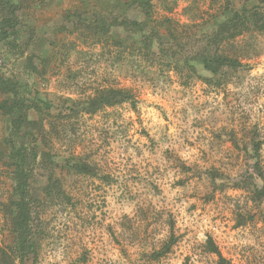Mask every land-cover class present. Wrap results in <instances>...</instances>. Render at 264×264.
Returning <instances> with one entry per match:
<instances>
[{
	"label": "rangeland",
	"instance_id": "obj_1",
	"mask_svg": "<svg viewBox=\"0 0 264 264\" xmlns=\"http://www.w3.org/2000/svg\"><path fill=\"white\" fill-rule=\"evenodd\" d=\"M16 2L20 39L0 47V76L42 108L17 138L37 154L29 181L37 253L23 263L218 264L205 247L211 238L228 264H264V197L255 194L264 187V35L218 52L243 64L219 71V83L197 58L226 0H153L148 49L130 26L146 23L137 7ZM100 89L129 90L135 110L78 113ZM9 120L0 111V264H21L9 249ZM83 165L88 174L77 171ZM171 233L174 244L158 255Z\"/></svg>",
	"mask_w": 264,
	"mask_h": 264
},
{
	"label": "trees",
	"instance_id": "obj_2",
	"mask_svg": "<svg viewBox=\"0 0 264 264\" xmlns=\"http://www.w3.org/2000/svg\"><path fill=\"white\" fill-rule=\"evenodd\" d=\"M112 3H121L125 7H137L141 9L146 18L145 22H131L134 33L140 32L145 34V25L147 20H150L152 14L153 0H108ZM244 2L248 0H243ZM258 5L251 8H246L243 4L240 7H235L232 2L226 0V4L219 7V16L223 18L217 27L212 30L203 39V48L199 52L197 62L203 69L211 75V78L219 79V71L223 68L235 70L243 66L240 58L237 56H229L218 53L224 46H234L236 41L250 33L264 35V0H257ZM20 5L16 0H0V47H6L9 44H18L17 39H20L19 31L17 30L18 16L17 12ZM102 25V23H101ZM156 33V32H155ZM171 35V32H168ZM154 35V33H153ZM148 35H143L144 42L141 44L142 49H148L146 44ZM155 39V37H154ZM16 46V45H15ZM175 67V66H174ZM173 67L174 70H176ZM177 71V70H176ZM206 79V84H211L212 79ZM218 83V85H220ZM0 94L9 96L8 99L1 100L0 111L7 115L10 120V130L5 142L9 147L7 153V163L11 169V177L13 181V200L9 207V225L11 232L14 235V242L9 248L15 260L24 264L29 257H36V239L33 230V209L34 204L38 202L30 193L29 181L33 164L37 159V154L34 152L31 145L20 144L17 138L22 135V130L26 127L34 126L38 121L28 119L29 112L36 110L41 112V106H36L35 103H26V94L21 92L15 81L0 76ZM128 104L133 110L136 108V100L134 95L125 89H100L94 95L83 103L84 106L78 111L83 114H96L106 107ZM253 139V151L255 156H258L260 148L259 143ZM48 157V155H46ZM255 171L258 177H262L258 163L255 164ZM77 171L82 174H88L90 167L87 165L79 166ZM52 181L48 180L44 191L47 196L52 195ZM61 194V193H60ZM258 199L264 197V187L255 192ZM62 199L65 197L61 194ZM67 199V198H66ZM67 202L69 200L67 199ZM66 202V203H67ZM174 236L171 233L165 245L157 252L158 255H164L169 252L174 244ZM206 250L217 257L218 264H228L223 258L217 246L211 238H208L205 244Z\"/></svg>",
	"mask_w": 264,
	"mask_h": 264
}]
</instances>
